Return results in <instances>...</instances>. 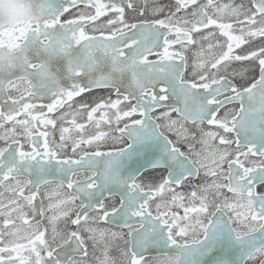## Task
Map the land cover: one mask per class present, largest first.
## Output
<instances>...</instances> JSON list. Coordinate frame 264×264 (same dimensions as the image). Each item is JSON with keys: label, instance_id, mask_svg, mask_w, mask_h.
<instances>
[{"label": "snow or ice", "instance_id": "1", "mask_svg": "<svg viewBox=\"0 0 264 264\" xmlns=\"http://www.w3.org/2000/svg\"><path fill=\"white\" fill-rule=\"evenodd\" d=\"M0 264H264V0H0Z\"/></svg>", "mask_w": 264, "mask_h": 264}]
</instances>
